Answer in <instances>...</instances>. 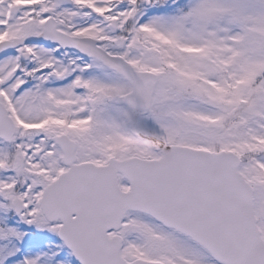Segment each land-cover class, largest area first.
Returning a JSON list of instances; mask_svg holds the SVG:
<instances>
[{
	"label": "snow or ice",
	"instance_id": "6c2138e0",
	"mask_svg": "<svg viewBox=\"0 0 264 264\" xmlns=\"http://www.w3.org/2000/svg\"><path fill=\"white\" fill-rule=\"evenodd\" d=\"M0 264H264V0H0Z\"/></svg>",
	"mask_w": 264,
	"mask_h": 264
}]
</instances>
